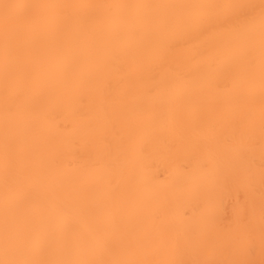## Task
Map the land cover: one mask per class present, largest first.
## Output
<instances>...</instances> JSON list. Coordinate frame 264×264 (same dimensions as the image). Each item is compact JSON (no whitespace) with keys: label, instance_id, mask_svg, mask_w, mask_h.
Returning a JSON list of instances; mask_svg holds the SVG:
<instances>
[{"label":"bare ground","instance_id":"obj_1","mask_svg":"<svg viewBox=\"0 0 264 264\" xmlns=\"http://www.w3.org/2000/svg\"><path fill=\"white\" fill-rule=\"evenodd\" d=\"M0 264H264V0H0Z\"/></svg>","mask_w":264,"mask_h":264}]
</instances>
